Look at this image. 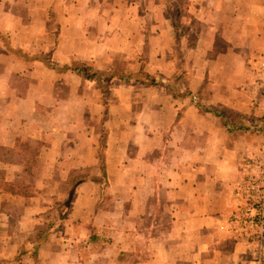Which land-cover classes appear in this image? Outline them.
<instances>
[{
	"label": "crops",
	"instance_id": "1",
	"mask_svg": "<svg viewBox=\"0 0 264 264\" xmlns=\"http://www.w3.org/2000/svg\"><path fill=\"white\" fill-rule=\"evenodd\" d=\"M179 2L0 0V264H255L225 220L264 141V0Z\"/></svg>",
	"mask_w": 264,
	"mask_h": 264
},
{
	"label": "built area",
	"instance_id": "2",
	"mask_svg": "<svg viewBox=\"0 0 264 264\" xmlns=\"http://www.w3.org/2000/svg\"><path fill=\"white\" fill-rule=\"evenodd\" d=\"M238 209L230 213L228 228L236 238L256 244L260 256L264 244V147L243 159L242 176L235 184ZM263 257V256H262ZM261 263V258L258 263Z\"/></svg>",
	"mask_w": 264,
	"mask_h": 264
},
{
	"label": "rangeland",
	"instance_id": "3",
	"mask_svg": "<svg viewBox=\"0 0 264 264\" xmlns=\"http://www.w3.org/2000/svg\"><path fill=\"white\" fill-rule=\"evenodd\" d=\"M176 1H177V3L175 1H173V0H171L172 5H173L171 13H173L174 16H179V15L183 16L185 13H184V9H183L182 3L179 2V0H176ZM174 3H175V7H174ZM186 27L188 28L187 24L186 25L178 24V29H179L180 32H183V30H185ZM193 43H194V40H191L190 44H193ZM0 47H3V43L2 44L0 43ZM4 47H5V45H4ZM258 53L259 52H254L253 55L243 56V57H240V58L243 60L242 63L245 64V66L247 68V69H245V73L247 72L249 74V72H250L249 79H251V81H254V83H255V85L257 87L261 88L260 92H261V94L263 96L262 100H264V50L259 55H258ZM182 58L184 59L185 57L183 56ZM186 58H188V57H186ZM230 58H232V57H230ZM115 76L118 77L119 75L115 74ZM142 76H143L142 77L143 79H146V77H145L146 75H142ZM159 76H160V78H158ZM101 79H103V80L106 79L105 80V82H106L108 77L101 78ZM101 79H99V80H101ZM163 79H164V81H163ZM186 79H188V75H187V73L185 71L178 72L176 74H171V75H167V74H162V73L156 72V73H154V75H152V77H147V80H149L150 83H153V82H160L161 84H165L166 83L168 85V88H170L171 90L175 89V88H173L174 86L172 84L173 83L172 81H176V80L186 81ZM195 97H196V99L195 98L194 99L198 101L199 96L196 95ZM260 106H261V113H260L259 117L264 116V104H260ZM258 124H259L258 132L260 133V135L262 137H264V126H263L264 125V117L262 118L261 121H259ZM26 147L27 146H23V148H22V150H23L22 153L23 154H28V153L25 152ZM263 147H264V141H263L260 149L257 150V152H254V153H260V151L263 149ZM32 159H33V157H32ZM30 162H32V161H30ZM31 170H32V168H31ZM233 194H234V197H235V203L236 204H235L234 209L230 213H232L233 211L237 210L238 207H239L237 199H236V196H235V193H233ZM228 217H226V220H225L226 227H227V230H228L230 236L233 238V240L235 242H237V243H242V244H244L245 246L248 247L247 248L249 250L248 252H249V254L252 255L255 264H264V244H263V247L261 249L262 256H263L262 257V256H260L259 250L255 247L256 244H254V243L253 244H249L248 240L242 239V238H236L235 236H233L230 233L229 228H228V225H229L228 224ZM260 258H261V263L260 262L258 263V260Z\"/></svg>",
	"mask_w": 264,
	"mask_h": 264
},
{
	"label": "trees",
	"instance_id": "4",
	"mask_svg": "<svg viewBox=\"0 0 264 264\" xmlns=\"http://www.w3.org/2000/svg\"><path fill=\"white\" fill-rule=\"evenodd\" d=\"M72 68L79 75H82V76H84V77H86L88 79H95V78L96 79H101L103 77L104 78L109 77V76H105L104 73H99V72L95 71V69L91 65H88V64L74 65V66H72ZM114 76H112V77H114ZM101 89H102L103 95L104 96H107V94H108V87L107 86H104L102 84ZM10 188H12V187H10Z\"/></svg>",
	"mask_w": 264,
	"mask_h": 264
}]
</instances>
